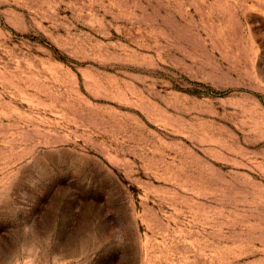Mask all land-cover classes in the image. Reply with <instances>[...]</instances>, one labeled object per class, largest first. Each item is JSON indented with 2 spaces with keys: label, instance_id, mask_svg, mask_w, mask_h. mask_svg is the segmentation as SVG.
<instances>
[{
  "label": "rangeland",
  "instance_id": "1",
  "mask_svg": "<svg viewBox=\"0 0 264 264\" xmlns=\"http://www.w3.org/2000/svg\"><path fill=\"white\" fill-rule=\"evenodd\" d=\"M0 264H264V0H0Z\"/></svg>",
  "mask_w": 264,
  "mask_h": 264
}]
</instances>
